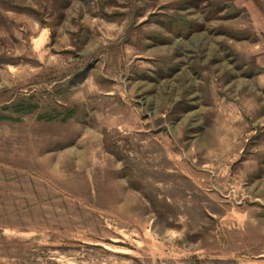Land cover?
<instances>
[{
    "label": "rangeland",
    "instance_id": "obj_1",
    "mask_svg": "<svg viewBox=\"0 0 264 264\" xmlns=\"http://www.w3.org/2000/svg\"><path fill=\"white\" fill-rule=\"evenodd\" d=\"M0 264H264V0H0Z\"/></svg>",
    "mask_w": 264,
    "mask_h": 264
}]
</instances>
